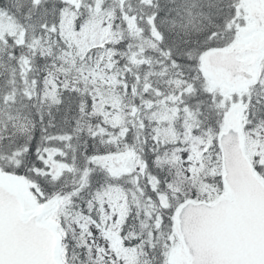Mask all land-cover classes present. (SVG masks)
Returning a JSON list of instances; mask_svg holds the SVG:
<instances>
[{"label": "snow or ice", "instance_id": "1", "mask_svg": "<svg viewBox=\"0 0 264 264\" xmlns=\"http://www.w3.org/2000/svg\"><path fill=\"white\" fill-rule=\"evenodd\" d=\"M0 264H264V0H0Z\"/></svg>", "mask_w": 264, "mask_h": 264}]
</instances>
